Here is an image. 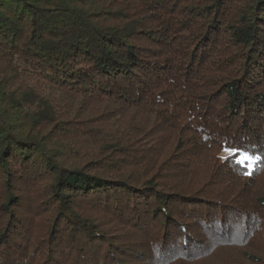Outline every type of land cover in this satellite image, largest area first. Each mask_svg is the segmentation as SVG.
<instances>
[{
  "label": "trees",
  "instance_id": "trees-1",
  "mask_svg": "<svg viewBox=\"0 0 264 264\" xmlns=\"http://www.w3.org/2000/svg\"><path fill=\"white\" fill-rule=\"evenodd\" d=\"M246 152L264 0H0V264H264Z\"/></svg>",
  "mask_w": 264,
  "mask_h": 264
},
{
  "label": "snow or ice",
  "instance_id": "snow-or-ice-1",
  "mask_svg": "<svg viewBox=\"0 0 264 264\" xmlns=\"http://www.w3.org/2000/svg\"><path fill=\"white\" fill-rule=\"evenodd\" d=\"M244 158L245 160L249 161L252 165H254L256 162H259L261 159H264V157H260V156H253L249 153H244ZM241 163H243L244 161H240Z\"/></svg>",
  "mask_w": 264,
  "mask_h": 264
},
{
  "label": "rangeland",
  "instance_id": "rangeland-1",
  "mask_svg": "<svg viewBox=\"0 0 264 264\" xmlns=\"http://www.w3.org/2000/svg\"><path fill=\"white\" fill-rule=\"evenodd\" d=\"M154 122H156V121H154ZM34 207H35V206L32 207L33 210L35 209ZM33 210H31V211H33Z\"/></svg>",
  "mask_w": 264,
  "mask_h": 264
}]
</instances>
